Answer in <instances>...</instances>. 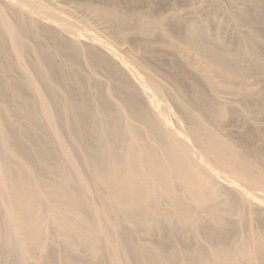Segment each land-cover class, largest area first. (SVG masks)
Returning a JSON list of instances; mask_svg holds the SVG:
<instances>
[{
  "label": "bare ground",
  "instance_id": "bare-ground-1",
  "mask_svg": "<svg viewBox=\"0 0 264 264\" xmlns=\"http://www.w3.org/2000/svg\"><path fill=\"white\" fill-rule=\"evenodd\" d=\"M74 1L0 0V264H264V0Z\"/></svg>",
  "mask_w": 264,
  "mask_h": 264
},
{
  "label": "rangeland",
  "instance_id": "rangeland-1",
  "mask_svg": "<svg viewBox=\"0 0 264 264\" xmlns=\"http://www.w3.org/2000/svg\"><path fill=\"white\" fill-rule=\"evenodd\" d=\"M43 1L45 2V4L49 5L52 9L56 10L57 12L59 11V12L63 13V15H64L63 18L68 19L70 17L72 19V21L74 20V22H77V23L73 22L74 26L76 24H79L78 25L79 27L77 29L79 30L80 27L82 28V29H80L81 31H79V32L76 31L77 30L76 27L73 28L75 30V32H77V34H79V33L81 34L85 28L89 32H91L90 34H95L96 36H98L102 40L108 39L109 41H111L113 43L112 45L114 46V48L116 50H118V52L122 53L121 51L126 49L124 46L119 45L118 42H115V40L113 38H110V36L107 35V31L101 25H98V23H96L94 19H92L90 16L86 15L83 11H81L78 4L74 0H43ZM218 2L222 5H224V7H226L228 0H218ZM228 5H229V2H228ZM226 8H229V6H227ZM204 11L205 10H203L201 12H203V15L205 14L204 15L205 18L210 19V16H206L207 14L210 15L209 11L208 12H207V10L205 12ZM206 12H207V14H206ZM70 18L68 19L69 21L71 20ZM59 23H62V21H60ZM88 31L85 30L82 34H84L85 32H88ZM101 77H102V79L105 78L102 75H101ZM170 105H172V104H170ZM174 109L175 108L172 105L171 116H172L173 120L177 117L176 116L177 111H176V109L175 110ZM173 111H174V113H173Z\"/></svg>",
  "mask_w": 264,
  "mask_h": 264
}]
</instances>
